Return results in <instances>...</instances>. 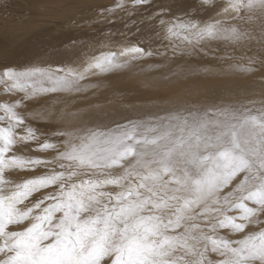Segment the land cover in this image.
Instances as JSON below:
<instances>
[{"label":"snow or ice","instance_id":"6c2138e0","mask_svg":"<svg viewBox=\"0 0 264 264\" xmlns=\"http://www.w3.org/2000/svg\"><path fill=\"white\" fill-rule=\"evenodd\" d=\"M150 6L117 0L96 15L114 24L123 11L127 28ZM174 7L145 21L147 38L76 66L0 68V264H264V0ZM209 55L219 66L197 71L260 79L251 90L137 116L95 104L70 111L101 87L91 78L157 57L186 76L189 61ZM49 95V113L62 104L58 120L71 119L43 132L22 110ZM125 99L110 103L132 110ZM18 146L49 155L24 156Z\"/></svg>","mask_w":264,"mask_h":264},{"label":"rangeland","instance_id":"374dc122","mask_svg":"<svg viewBox=\"0 0 264 264\" xmlns=\"http://www.w3.org/2000/svg\"><path fill=\"white\" fill-rule=\"evenodd\" d=\"M177 2L187 7L192 0H150L151 6L142 10V16L132 18L125 28L123 21L129 20V17L123 11H117L112 17L117 21L114 24L96 15L105 7L116 4L117 0H9L8 10H0V68L5 65L19 68L33 64L47 66L45 62L53 66H76L92 55H98L109 45L122 40L127 43L147 38L151 25H146L145 21L152 20L160 11L167 12L170 7L175 11L174 5ZM133 25L140 31L133 30ZM188 63L193 70L186 76H172L177 63L169 65L157 57L134 62L128 69L117 73L91 78L89 82L99 83L101 87L78 96L70 111L95 104L103 106L101 113L119 110L125 115L137 116L146 114L159 105L195 102L204 100L205 97L212 100L236 89L251 90L260 79V73L251 76H219L197 71L198 66H219V60L212 55L203 59L196 58ZM158 64L165 66L154 67ZM93 91L96 92L95 95L92 94ZM121 94L126 97L124 104L135 106L132 110L123 109L117 102L110 103ZM4 99V95L0 93V101ZM54 99V96L49 95L22 110L29 122L43 132L64 127L70 122L71 118L68 116L64 117L63 123L58 120V109L62 104L56 106V111L49 113L50 103ZM91 117H94L90 119L92 121L97 119L95 113ZM17 152L41 158L49 155L26 146H18Z\"/></svg>","mask_w":264,"mask_h":264},{"label":"bare ground","instance_id":"6f19581e","mask_svg":"<svg viewBox=\"0 0 264 264\" xmlns=\"http://www.w3.org/2000/svg\"><path fill=\"white\" fill-rule=\"evenodd\" d=\"M38 118H40V117L38 116ZM91 118L94 119V117H91V115H90V116H89V119H91Z\"/></svg>","mask_w":264,"mask_h":264}]
</instances>
